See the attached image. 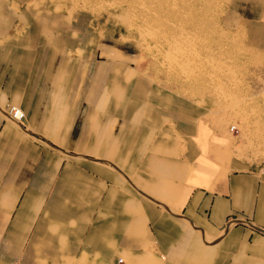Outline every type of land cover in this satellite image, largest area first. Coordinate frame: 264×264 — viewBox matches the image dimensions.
Instances as JSON below:
<instances>
[{
  "label": "crops",
  "instance_id": "crops-1",
  "mask_svg": "<svg viewBox=\"0 0 264 264\" xmlns=\"http://www.w3.org/2000/svg\"><path fill=\"white\" fill-rule=\"evenodd\" d=\"M111 23L0 0V264H264V163ZM221 23L264 62V0H226Z\"/></svg>",
  "mask_w": 264,
  "mask_h": 264
},
{
  "label": "rangeland",
  "instance_id": "rangeland-1",
  "mask_svg": "<svg viewBox=\"0 0 264 264\" xmlns=\"http://www.w3.org/2000/svg\"><path fill=\"white\" fill-rule=\"evenodd\" d=\"M104 14L134 61L193 98H210L236 129L239 154L264 163V62L221 23L226 0H78ZM120 31V32H118ZM128 46V47H129Z\"/></svg>",
  "mask_w": 264,
  "mask_h": 264
},
{
  "label": "built area",
  "instance_id": "built-area-1",
  "mask_svg": "<svg viewBox=\"0 0 264 264\" xmlns=\"http://www.w3.org/2000/svg\"><path fill=\"white\" fill-rule=\"evenodd\" d=\"M8 115L18 123H21L23 118H25V113L23 112V110L20 107L13 105L9 106ZM231 129L236 130L237 128L235 125H233Z\"/></svg>",
  "mask_w": 264,
  "mask_h": 264
}]
</instances>
